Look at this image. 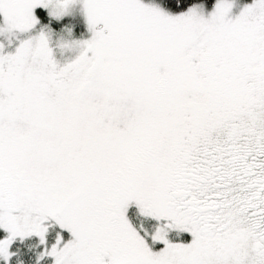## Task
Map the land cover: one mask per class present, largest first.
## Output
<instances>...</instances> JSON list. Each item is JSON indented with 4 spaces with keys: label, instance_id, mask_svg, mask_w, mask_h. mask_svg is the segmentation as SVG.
Masks as SVG:
<instances>
[{
    "label": "snow or ice",
    "instance_id": "1",
    "mask_svg": "<svg viewBox=\"0 0 264 264\" xmlns=\"http://www.w3.org/2000/svg\"><path fill=\"white\" fill-rule=\"evenodd\" d=\"M0 264H264V0H0Z\"/></svg>",
    "mask_w": 264,
    "mask_h": 264
}]
</instances>
